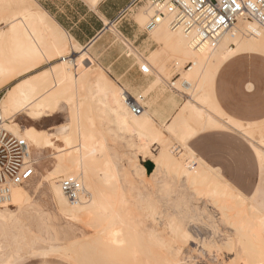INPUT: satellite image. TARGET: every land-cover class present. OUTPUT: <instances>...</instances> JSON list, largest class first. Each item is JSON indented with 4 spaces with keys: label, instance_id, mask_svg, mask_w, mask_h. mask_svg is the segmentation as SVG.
Instances as JSON below:
<instances>
[{
    "label": "bare ground",
    "instance_id": "obj_1",
    "mask_svg": "<svg viewBox=\"0 0 264 264\" xmlns=\"http://www.w3.org/2000/svg\"><path fill=\"white\" fill-rule=\"evenodd\" d=\"M145 10H142L138 17L142 25L151 11L148 7ZM151 17L152 15L148 20ZM46 21L45 14L37 12L36 9L33 12L23 13L20 19L10 23V40L8 35L3 36L0 27V90L16 77L30 73L35 68L34 60L43 53L48 59H51L54 54L61 58L59 65L37 75L22 77L23 79L19 80L0 99V114L5 130L22 138L31 147L33 159L34 150L38 153L48 149L54 151L52 156H55V164L51 170L43 172L41 178L47 185L55 215L67 222L83 223L91 228L92 232L89 239L83 243L80 239L84 236H81L67 244L65 242L66 245L54 246L43 252L62 253L76 264H195L194 259L198 257L195 254H199L200 250L204 251L210 242L207 248H212L214 251L210 252L207 249L208 256L210 253L212 255L209 258L213 257L212 260H208L209 263L217 261L214 259L218 253H222L220 248L223 246V253L225 249L226 252L225 256H222L226 257L227 252L232 256L226 258L225 264H264V197L257 195L259 193L257 191L251 197L242 196L186 146L189 138L211 129H231L244 135L250 142H255L253 129L257 125H243L225 116L214 101L212 87L218 68L228 57L244 51L264 55V27L255 20L242 16L229 30L221 34L216 43L211 44L210 42L198 43L182 30H172L168 16L151 29H147L145 25L152 39L160 43L161 50L168 49L174 52V65L182 70L181 76L175 74L170 78L172 80L170 88L187 99L175 112L176 114L165 122L161 119L153 120L149 108L146 109V107L141 106L143 110L139 114L132 113L127 100L129 94L103 74L98 65L91 67L93 59L88 51L86 52V48L84 51L79 46L73 45V53H79L80 57L77 60H66L65 57L70 50L66 35L55 30V26L49 25ZM1 25L4 26V24ZM44 40L48 43L46 48ZM2 43L5 44V48L13 45L19 50L21 58L19 57L18 62L22 66L21 70L17 71L16 65L7 67V59L2 56ZM51 49H54L53 55H49L47 51ZM139 62L141 63L140 71L141 68H145L146 74L153 73L151 64L148 62L144 64L142 59ZM189 65L190 67L187 68ZM86 68L94 69L97 72V79L91 88L88 87L86 95L78 97L79 104L76 102L77 106L71 108L67 124L61 125L56 134L36 129L33 125L24 126L18 123L19 116H24L33 124H41L46 119L54 118L59 107L57 105L61 100L59 98L69 89L80 88L77 76ZM97 69H100V73ZM162 78L160 74L155 76L151 88L149 89V85L147 87L149 90L146 92L145 89L142 94H148L157 83L162 81ZM70 81L74 88H71ZM176 83L179 84L181 92L178 87L174 88L177 86ZM142 94L131 97L139 103L143 101ZM74 95L77 96V93ZM151 103L150 101L149 106ZM174 105L175 102L172 101V106ZM91 112L95 113L94 116L89 114ZM95 119L101 122L96 123ZM179 122L184 123L192 130V133L180 145L171 146L170 139L179 141L175 130ZM105 134L112 141L122 145L120 149L123 158L119 159L128 167V171L117 169L119 162L117 158L120 155L118 153L119 156L116 158L111 154ZM252 146L258 156L260 167H263L264 147L260 144V147ZM155 147L160 148L157 153H154ZM145 159L154 163V170L150 174H145L141 164ZM34 161L36 163L35 159ZM119 171L122 174L125 172L129 177L136 175L146 178L145 180L147 178L151 180V183L147 182V185L140 182L143 192L135 196L129 195L134 208L142 213L143 220H139L140 215L135 214L138 218L133 217L135 215H132L133 212L129 209V204L124 197L127 194L126 188L125 194L123 186H120V181L123 179H120ZM127 175L126 178H128ZM34 178L23 186L12 187L7 196L0 200L2 230L6 227L20 226L24 222L22 215L18 214L28 213V210L32 208L31 194L38 192L42 185V182H39L32 186L33 192H30L29 186ZM67 180L79 185L80 191L75 201H70L62 190V183ZM128 180L131 181V178ZM171 186L177 191L180 186V189H184L182 186H185L189 192H192L193 197L200 195L197 198H193L192 195L191 197L193 202L194 199L198 203L201 202L196 209L206 212L207 217H204L206 215L202 212L201 214L204 215L203 219H207L209 224L204 223L210 225L209 228L213 234L217 233V227L222 226V222L228 225L226 235L222 234V241L218 239L222 242L220 246L217 243L219 241L214 242V240L221 233L215 234L216 238L213 241L205 239L206 243L203 239L196 240L199 237L195 239L183 227L182 224L186 222L184 217L180 216L181 210L176 209L177 212L174 214L169 212L165 214L161 212L162 210L160 211L159 208L167 206L166 201L164 204L166 197L162 198L160 193L161 191L170 192ZM128 193H132L130 189ZM10 207L15 210L11 211ZM188 212L184 215L185 218L192 213ZM190 216L196 218V215L193 216L192 213L189 215L190 220L187 218L189 221L193 219ZM225 224L224 228L227 226ZM174 240L188 245L190 248L188 254L184 253L185 247L182 249V245H172L171 242ZM202 257V255L198 257L199 260L202 261Z\"/></svg>",
    "mask_w": 264,
    "mask_h": 264
},
{
    "label": "crops",
    "instance_id": "obj_2",
    "mask_svg": "<svg viewBox=\"0 0 264 264\" xmlns=\"http://www.w3.org/2000/svg\"><path fill=\"white\" fill-rule=\"evenodd\" d=\"M132 1L7 0L0 6V25L4 24L6 28L1 25V33L3 36L8 35L10 40L11 21L18 20L23 13L33 12L36 9L37 12L45 14L46 22L49 25L55 26V30L66 35L67 44L70 47L68 56L65 57L66 60L69 56L76 55L73 53V45L79 46L84 51L86 48V52L88 51L93 61L107 73L108 77L134 97L142 94L145 89L147 92L155 81V77L151 76L150 73L142 74L139 69V61L142 59L143 63L147 64L151 53L159 49V44L152 39L148 30L141 29L135 22L134 18L140 9L139 7L125 17L117 18L119 11L127 7ZM17 5L20 6L17 12L14 11L10 17L3 16L6 9ZM44 44L46 48L48 43L45 40ZM1 47L3 58L6 57L7 59V67L16 65L17 71L21 70L22 66L18 62L19 57L21 58L19 50L15 49L13 45L5 48L3 43ZM47 51L50 53L49 55L54 54V49ZM43 57L47 58L46 54L43 53L34 60L35 68L30 73L18 76L3 86L0 92L3 89L6 90L0 99L19 80L30 75H37L61 63V58L57 57L56 54L51 59ZM152 70L157 74L155 68ZM212 91L216 105L230 120L243 125L263 126L264 55L244 51L228 57L215 74ZM153 95L154 93L151 91L147 94L150 97L148 100L153 102L149 112L155 121L161 119L168 122L184 103L177 97L173 98L170 94H165L164 99L154 102ZM172 101L175 102L174 106H172ZM227 130L229 129L203 131L189 138L186 146L236 192L244 197H251L259 190L256 183L253 185L246 180L239 182L232 178L236 173L227 170L257 167L250 165V162H256V157L259 162L252 145L260 146L258 143L256 145L255 142H250L237 131L238 134H233ZM222 145L228 149L227 160L220 156L219 149ZM141 164L145 174L153 172L154 163L151 160L146 159ZM227 177L230 178L227 179Z\"/></svg>",
    "mask_w": 264,
    "mask_h": 264
},
{
    "label": "rangeland",
    "instance_id": "obj_3",
    "mask_svg": "<svg viewBox=\"0 0 264 264\" xmlns=\"http://www.w3.org/2000/svg\"><path fill=\"white\" fill-rule=\"evenodd\" d=\"M3 2H7V0H0V6ZM141 7L142 8L139 7L140 9L136 12V16H135L134 20L141 27V29H145V27H146L145 25L148 24V21H149L148 18L152 15V12L150 11V16L144 21V24L142 25V24H140V22L138 20L139 19L138 18L139 13L142 10L144 11L145 9H147V6H141ZM19 8H20V6H18V5L17 6H10L9 9L5 10L3 16L10 17L12 15V13L14 11L17 12ZM155 42L157 44H159L158 50H160V51H158V50L153 51L150 55L148 63L151 64L152 67L156 69L157 74L154 75L155 73L153 72V73H150V75L155 77V76L160 74V76L163 77L164 80L157 83V85L152 90H150L151 92L154 93V95L152 96L153 97L152 99L155 102V101H158L160 99H164L165 94H170L173 98L177 97L180 100H182V102H184L187 98L185 96H182L179 93L171 90V88H170V84L172 83V80L170 78L175 74H178L180 76L182 75V70L180 69V67H176L174 65V62H175V59L173 57L174 52L171 50H168V49L161 50L160 49L161 48L160 43H158L157 41H155ZM79 57H80V55L78 53H76V55L69 56L68 59L77 60ZM140 65H141V63L139 62V67H140ZM96 66H97V64L94 61H92L91 67L94 68ZM189 67H190V65L187 68H189ZM97 71H98V73H100V69H97ZM101 72L108 77L107 73L103 69H101ZM96 73L97 72L94 69L92 70L91 68H86L83 73L81 72L80 74H78L77 79L79 81L80 88H78L77 90L76 89H69L64 93V95L62 97L59 98V100L60 99L61 100L58 103L59 105H57L59 107L57 110V114L54 118L46 119L41 124H38V123L33 124V123L29 122L24 116H19L17 118L18 123L21 125H24V126L33 125V126H35L36 129L45 130L48 133L51 132V133L56 134L57 130L59 129V127L61 125L67 124L68 117L70 115L69 113L71 112V108L74 106H77L75 104L76 102H77V104H79L78 97L81 95L82 96L86 95V93L88 91L87 90L88 87H90V88L92 87V84L97 79ZM70 82L69 83L71 84V88H74L75 86H73L72 81H70ZM176 85L177 86H175L174 88L178 87V89H180L179 91L181 92L182 90L179 87V84L176 83ZM5 90L6 89H3L0 92V97L3 95ZM74 93H77V96L74 95ZM72 94L74 95L73 97L71 96ZM142 97H143V101L139 102V105L142 107H146V109L150 108V106H149L150 101L148 100L149 97L147 96V94L146 95L144 94ZM66 98H67V102L65 103ZM63 99H64V101H63ZM71 103H72V105H71ZM152 104H153V102H152ZM89 114L91 116H94L95 113L91 112ZM94 121L96 123L101 122L97 119H95ZM175 130L178 133L177 135H178L179 141L177 139H174V138L170 139V141H171L170 145L171 146L180 145L182 143V141H185L188 138V136H190L192 133V130L187 128L184 125V123H182V122H179L177 124V126L175 127ZM227 131L231 132L233 134H238L236 131H233V130H227ZM105 138H106V141L108 142V144L110 146L109 148L111 149V154L113 156H115L116 158L120 155L117 158V161H119L117 169L118 170L126 169L125 171H128L127 170L128 167H126V165L121 161V159L123 158V156L121 155L122 150L120 149L122 147V145L120 146V144L118 142L112 141L109 138V136H107L106 134H105ZM253 138L255 140L256 145L258 143L264 147V124H263V126H260V127L255 126V129H253ZM112 142H114L113 145H112ZM116 143L119 145H117ZM117 146H118V149L120 151L119 150L117 151ZM159 150H160V148L155 147L154 153H157ZM252 150H253V148H252ZM34 151H33V156H34V159L36 160V172H35V176H34L35 178L33 177L34 179L29 186L30 192H33L32 186L39 184V182L40 183L42 182L41 175L44 174L46 171L51 170L55 164V156H52L54 154V151H52L50 149L45 150L44 152L39 151V153L37 150H34ZM253 152H254V150H253ZM118 153H119V155H118ZM254 154H255V152H254ZM119 158H121V159H119ZM250 165H252V166L256 165L257 167H250L248 169H233V170H227V171L236 173V175L232 178L238 180L239 182L241 180H246L248 182H251L253 185L256 183V187L259 189L258 190L259 193L257 195H259L260 197H264V195H263L264 194V166L259 167V162L257 160V157H256V162L255 163L250 162ZM123 170H121V171H123ZM119 173H120V171H119ZM120 174H121L120 179H123V180L126 179L125 181L121 180L125 183L120 181V186L121 187L123 186V188H122L123 192H124V189L126 188L125 190L127 191V194L124 192L126 194V195H124V197H125V200H127V204H129V209L131 212H133L132 215H135V214L140 215L139 220H143L144 217L142 216V213H140V211H138V209L134 208L133 203L129 198V195L135 196L136 194L143 192V190H142L143 187L140 185V182H144L147 185V182L151 183V180H149L148 178H147V180H145L146 178L136 176V175H134V177H132L133 175H130V177H129L125 172L123 173V174H125L124 177H123L122 173H120ZM126 175L128 178H126ZM130 178H131V181L128 180ZM229 178L230 177H227V179H229ZM141 179H144L145 181L144 180L142 181ZM41 184L42 185H41L39 191L31 194L32 195V200H31L32 208L30 210H28V213L25 215L24 214H18V215H22V217L24 218V222L22 223V225L16 226V227H9V228L6 227L5 230H2L0 228V263L6 262L4 264H76L74 261H72L71 259L64 256L62 253L43 252V251H47L54 246H56V247L62 246L65 244V242L67 244V243H69V241L77 239L81 236H84V238L80 239L81 243H83L85 240L89 239L92 230L87 225H85L83 223H79V222H75V223L67 222L66 220H63L62 218L56 217L53 204L51 203V199L49 198V192L47 191V185L44 182H42ZM180 187L178 188V191L175 187L171 186V188L169 189L170 192H167V191L166 192L161 191V193L159 192L162 198L166 197V198H164V204H165V201L167 202L165 204L167 206H163L162 209L159 208L160 211L162 210L161 212H164L165 214H167L168 212H169V214H174L177 212L176 209L181 210L180 212L179 211L178 212L181 214L180 215L181 217H184V221L186 222L185 223L183 221L185 224H182V225L184 228L187 229L186 231H188L190 233V235H192L195 239L199 237V239H196V240L200 241L201 239H203L205 241V239H206V241H213L216 238L217 233L218 234L221 233V234H219V235H221L220 237H219V235H217V239H215L214 242L216 240L219 241L218 239H220V241H222V239H223L222 236L224 234L226 235V232H227L226 230H228V228H226V227H228V225L222 222V224H221L222 226L219 225V228L217 227L218 231H217V233H215L216 235L213 234L211 228H209L210 225H207V223H208L206 221L207 219L206 218L203 219V217H202V216L206 215V212L203 213L201 210H199V208L196 209V207H198L201 202L199 201L200 203H198V201L195 199L193 202V198L200 197V195H194V197H193L191 191H190L191 194H188L190 192L185 188V186H182V187L187 192L182 188L180 189ZM174 188H175L176 192H175ZM129 189L131 190L132 193H128ZM180 190H181V192H180ZM173 193H175V194H173ZM178 194H180V195L178 196ZM184 194H185V196H183ZM188 195H190V196H188ZM191 195L193 198L191 197ZM170 196H171V198H169ZM173 197L174 198L176 197V198L174 199ZM179 197L180 198L182 197V198L180 199ZM183 198H185V199L183 200ZM188 201L189 202L191 201V202L189 203ZM178 202H179V205H178ZM196 202H197V204H196ZM191 203H193L192 206H191ZM194 204H196V205L194 206ZM183 205L184 206L186 205L185 207L187 208V210H185L186 208ZM174 206H176V207H174ZM178 206H180V207H178ZM182 208H184V209H182ZM193 208H194V210H193ZM9 209L11 211L15 210V208H13V207H10ZM164 209H165V211H164ZM174 210H175V212H174ZM195 210H199V211L196 213ZM186 211L187 212L191 211L193 213V216L196 215L197 219L195 217H191L192 216L191 215L190 218H193V219H192V221H189L190 220L189 215L192 213L187 215L188 216L187 218L189 219L188 220L187 218H185L186 216H184L187 213ZM182 212H184V213L186 212V213L182 214ZM201 212L204 215H202ZM198 214H200V215H198ZM40 215H43V216L41 217ZM136 215L133 217H137ZM197 215H198V217H197ZM204 217H207V215ZM137 218H136V220H137ZM164 219H165V215H164ZM204 222H207V223H204ZM187 224L189 226H187ZM224 224L227 225V226H225V228L223 226ZM210 230L212 233L210 232ZM213 235H214V237H213ZM52 237H53V239H52ZM206 241H205V243H206ZM220 241L217 242L218 245L220 243H222ZM171 243H172V245L173 244H176L179 246L182 245V249L185 247L184 253L188 254V250L190 249L188 247V245L183 244L179 240H174ZM208 243L210 244V242H208ZM207 246L204 248V251L200 250V253L203 256L202 261H206L208 264H225L226 258H228V256H229V258L232 257L231 255H228L229 252H227L226 257H224L225 256L224 253L226 252V249H225V252L223 253L224 248H223V246H221L223 248V250H222V248H220L221 249L220 251H222V253H218L217 257H215V259H214V261H216V259H217V261L214 263H212V262L209 263L208 260H212L213 257H210L211 259L209 258V256H212V255L210 253L208 256V254H207L208 250L207 249H209L210 252L213 249L209 248V247L207 248ZM209 251H208V253H209ZM15 253H17L16 255L18 257H16ZM200 253L199 254L196 253L195 255L196 256L198 255V257H201ZM14 255H15V257H14ZM222 255H224V256H222ZM198 257H195V259H194L195 264H200V263L201 264H207L206 262H202L201 260H199ZM12 258H13V260H12ZM10 261H12V262L14 261V262L10 263ZM222 261H223V263H222Z\"/></svg>",
    "mask_w": 264,
    "mask_h": 264
},
{
    "label": "built area",
    "instance_id": "obj_4",
    "mask_svg": "<svg viewBox=\"0 0 264 264\" xmlns=\"http://www.w3.org/2000/svg\"><path fill=\"white\" fill-rule=\"evenodd\" d=\"M141 6H147L152 12L147 29L168 16L172 30H182L198 43H216L221 34L242 16L264 27V0H133L119 11L117 18H123ZM141 72L147 73L145 68H141ZM127 100L132 113L139 114L143 110L131 96L128 95ZM21 140L5 130L0 114V200L7 196L12 187L27 184L35 174L32 149L25 140L23 144ZM25 172L30 175L25 176ZM62 190L70 201H75L80 188L76 182L67 180L62 183Z\"/></svg>",
    "mask_w": 264,
    "mask_h": 264
},
{
    "label": "snow or ice",
    "instance_id": "obj_5",
    "mask_svg": "<svg viewBox=\"0 0 264 264\" xmlns=\"http://www.w3.org/2000/svg\"><path fill=\"white\" fill-rule=\"evenodd\" d=\"M234 2H235V0H234ZM236 7L239 8L240 5L237 4ZM20 142L22 144L24 143L23 140H21ZM219 153H220V156H221L222 159L227 160V158H228V149H227L226 146H223V145L220 146ZM27 175H30V173L29 172H25V176H27Z\"/></svg>",
    "mask_w": 264,
    "mask_h": 264
}]
</instances>
